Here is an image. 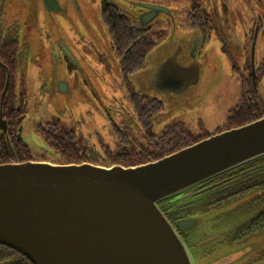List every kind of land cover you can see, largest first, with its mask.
Masks as SVG:
<instances>
[{
    "label": "water",
    "instance_id": "obj_1",
    "mask_svg": "<svg viewBox=\"0 0 264 264\" xmlns=\"http://www.w3.org/2000/svg\"><path fill=\"white\" fill-rule=\"evenodd\" d=\"M41 2L47 10L59 9L57 0ZM147 7L141 24L152 20L163 6ZM252 56L253 46L251 63ZM181 68L186 69L171 57L157 74L165 80ZM6 85L7 80L0 93L2 129ZM262 155L264 116L134 165L0 162V244L31 264H194L158 203ZM175 225L191 230L198 219H179ZM214 239L215 235H208L201 242ZM216 260L212 262L223 264L230 259Z\"/></svg>",
    "mask_w": 264,
    "mask_h": 264
},
{
    "label": "rangeland",
    "instance_id": "obj_2",
    "mask_svg": "<svg viewBox=\"0 0 264 264\" xmlns=\"http://www.w3.org/2000/svg\"><path fill=\"white\" fill-rule=\"evenodd\" d=\"M78 1L82 9L81 14L74 12L71 4L67 5V0H59L63 5H67V12L60 11L51 15H47L40 0H3L0 6V29L5 31L10 24L15 37L20 42H25L29 49L25 72L28 114L23 121L21 136L29 147L33 160L68 163L66 155L51 147L50 144H56L57 141L52 142L38 133L37 124L46 120L55 121L60 131L74 130L78 142L81 140L88 144H97L101 137L107 142L111 141L110 148L117 149L119 145L114 144V137L108 136L106 132L107 122L103 115V106L112 104L113 101L108 100L110 96H124L120 97L121 101L129 111L128 116L134 118L132 107L125 97L131 90L162 101L161 108L151 117L152 130L157 131L166 125L181 121L193 133L202 134L205 131L215 133V129L224 122L228 110L237 102L240 86L231 72L229 59L219 52L217 37L213 32L204 44L196 48L194 55L191 52L198 34L187 25L183 13L185 5L183 0L169 3V7L177 11L172 16L160 12L151 21L149 32L155 45L147 55L144 66L129 76V86L122 84L118 58L111 48L110 36L99 16L98 1ZM138 2L166 5L164 0ZM235 4L238 8L235 24L244 39L250 20L246 19L244 6L238 2ZM58 35L77 57L80 67L76 71H68L64 68L61 57L53 61L51 55L47 53L48 37L54 38ZM78 38L85 41L89 38L90 48H82ZM244 42L246 48L247 45L249 48V38ZM262 55L264 34L259 35L256 41L254 59L257 61ZM171 57L177 64L186 68L195 63L198 66L197 79L193 82L187 79L183 86H169L156 82V78L157 81L162 80V73H157L170 63ZM41 75L45 79H41ZM59 78L70 83L69 93H52L50 87H53L55 80ZM40 81L48 88L45 94L38 92ZM258 91L260 95H264V84L258 86ZM60 97L66 101V107L57 111L54 109L55 100ZM69 102H75L78 106L71 110L67 106ZM137 125L140 127L135 122L136 130ZM133 136L138 138V133ZM88 147L92 149L97 147L96 151L101 154L107 149L103 146L99 147V150L98 146ZM128 158L126 157V160ZM208 235L210 234L202 227L196 225L186 236L184 243L194 264H209L213 260L218 259L216 261L219 262L225 258L230 260L223 264H243L248 259L251 248H236L234 245L223 250L217 248L211 254L202 256L211 245V241L201 242ZM252 264H264V259Z\"/></svg>",
    "mask_w": 264,
    "mask_h": 264
},
{
    "label": "trees",
    "instance_id": "obj_3",
    "mask_svg": "<svg viewBox=\"0 0 264 264\" xmlns=\"http://www.w3.org/2000/svg\"><path fill=\"white\" fill-rule=\"evenodd\" d=\"M1 4L0 0V6ZM100 18L108 30L114 54L119 59L121 79L128 86L129 76L144 66L146 56L154 44L148 35L140 36L135 27L115 10L109 11L107 14L102 12ZM18 48L17 37L14 36L10 42L6 38L1 39L0 37V62L7 65L10 72L19 61ZM5 72L4 67L0 65V92ZM6 99L7 96L4 93L1 99L2 115L7 109ZM128 99L134 120L139 124L142 132L138 138L133 140V134L118 130V138L123 144L121 143L117 149L110 148L109 152L101 154L90 150L88 146L80 148L74 142L73 131H60L55 125L39 126L38 133L44 138L51 139L52 142L57 141L56 144L51 143V147L66 155L68 162L88 161L104 166L112 163L134 165L155 160L211 134L207 131L202 134L193 133L181 121L154 131L151 129L150 120L153 114L161 108L162 101L137 92H130ZM252 99L253 102H248L246 95L242 92L238 103L228 110L224 122L214 132L239 126L264 116V96L253 92ZM3 141L4 138L0 135V162L34 159L29 147L22 141L13 142L10 144V149H7ZM81 150L83 151L81 152ZM126 157H129V160H126ZM194 190L198 191L189 193ZM234 202L239 203L233 205ZM222 203L225 204L221 205ZM191 205L195 212L190 213V216L193 215L192 217L198 219V225L207 234L215 235L212 243L235 234L238 225H240L238 233L242 229L243 232L246 229L249 232V230L264 228V155L215 175L158 203L159 208L169 221L172 218L182 217L181 214ZM212 206L215 208L210 211L201 212L200 210V208ZM247 212L249 213L244 215L243 221L236 224V219L242 218L243 214ZM240 215L242 217H239ZM219 217L225 221H221ZM234 218L236 219L233 220ZM247 242L233 245L236 248L244 247ZM233 245L226 244L225 247L218 248L223 250L231 248L228 246ZM0 264L31 263L18 252L0 244Z\"/></svg>",
    "mask_w": 264,
    "mask_h": 264
},
{
    "label": "flooded vegetation",
    "instance_id": "obj_4",
    "mask_svg": "<svg viewBox=\"0 0 264 264\" xmlns=\"http://www.w3.org/2000/svg\"><path fill=\"white\" fill-rule=\"evenodd\" d=\"M3 2V0H1ZM41 1V0H40ZM59 3V9L56 11L52 10H46L48 13L47 15H51L53 13H57L60 11L67 12V5L70 3L72 9L77 14L82 13V9L79 5L78 0H67V5L62 4L57 0ZM92 1V0H91ZM99 5V16L101 17L102 12L103 14H107L109 11L115 10L118 14H120L125 20H128L132 26L135 27L137 32L142 36L143 34L148 35L153 44L155 45V42L153 38L151 37V34L149 32V27L151 24V21L156 17H154L149 22H146L144 24H141L142 21H144V13L148 11L147 4H151L149 2H138V0H97ZM166 2V5L159 4L160 6H163L160 8L157 12L167 14L169 16H172L175 11H173L169 7V3L172 1H178V0H164ZM185 2L183 13L185 15V20L187 22V25L196 30L197 34L196 38L198 39L197 46L200 44H204L209 36L212 34V32L216 35L217 41H218V49L219 52L224 55L226 58L230 61V67L232 74L235 75V78L240 86V93L238 100L240 98V94L244 92L246 95V98L248 102H253V92L259 93L258 86L261 84H264V55L260 57L257 61L254 59V51H255V44L259 37V35L264 34V0H183ZM236 2L240 3V5H243L245 8V14H247L246 19L250 20V26L248 28L247 33L245 34V37L243 39V34L240 32L235 24V18L237 17V11L238 8L236 6ZM42 3V2H41ZM158 4V3H157ZM154 4V5H157ZM155 12V11H154ZM177 12V11H176ZM175 12V13H176ZM157 13V14H158ZM104 26V25H103ZM106 28V26H104ZM12 26L10 27V24L8 28L4 31L1 30L0 37L1 39H7L9 42L11 39L14 38V32L12 30ZM107 30V28H106ZM108 32V30H107ZM109 34V33H108ZM249 38V48L244 41H247ZM17 41L19 42V48H18V54L19 61L16 63L15 68L10 72L7 68V65L0 62V65L4 67L6 70L4 74V80L2 84V89L5 84V81L7 80L6 85V93L7 99H6V112L4 115H2L1 112V118L4 119V129L0 127V135L4 138V145H6L7 149H10V144L16 141H22V131H23V121L27 117L28 111H27V79H26V69H27V60H28V46L25 42H20L17 38ZM89 38L85 41V39L78 38V42L84 49L90 48ZM194 42H196L194 40ZM48 51L49 56L51 55V59L53 61H56L58 58L61 57L63 60V65L65 66L68 71H76L79 69V61L77 57L74 55V52L72 51L71 47L62 40L59 35L53 37H48ZM111 43V38H110ZM112 45V44H111ZM152 46V48L154 47ZM253 46V56H252V63H251V49ZM112 48V47H111ZM151 48V49H152ZM113 50V49H112ZM246 50H248V54H246ZM196 51V50H195ZM114 52V51H113ZM195 52H193L194 55ZM244 55V57H243ZM119 64V59H118ZM253 70V71H252ZM120 74V73H119ZM198 76V66L193 65L189 68L184 69L181 68V71L179 69L172 70L169 73V77H167L165 80L157 81V78L155 79L156 82H160L162 84H166L169 86L174 85H184L185 81L187 79H191V81H195ZM121 77V76H120ZM40 78L45 79L42 75ZM40 79V80H41ZM122 80V79H121ZM130 83V82H128ZM70 83L66 81L63 78H59L55 80V84L53 87H50V90L52 93H59V94H67L70 91ZM122 84L125 85L122 81ZM129 86V84H128ZM1 89V91H2ZM48 91V88L46 84H44L42 81H40V87H38V92H43L44 94ZM92 92L89 91V94ZM130 92H135L131 90ZM129 92V94H130ZM251 92V93H250ZM1 93V92H0ZM138 93V92H137ZM125 95L128 99V95ZM142 94V93H140ZM146 95V94H144ZM3 96V95H2ZM264 96V95H261ZM103 98V95L101 96ZM124 97V96H120ZM120 97L116 96H110L108 98L109 101H113L112 104H104V118L107 122V134L108 136H113L115 139V145H120L122 142L118 138V132H129L130 134H136L138 133V136L141 135V127H138L137 130L134 128V123L136 122L132 116L129 115L128 109L124 106L123 102L121 101ZM251 97V99H250ZM235 103V105L238 103ZM104 100L102 99V104ZM234 105V106H235ZM70 109L78 106L75 102H69L68 105ZM64 107H66V101L60 97L56 98L54 109L57 111H61ZM54 117V116H53ZM133 118V120H132ZM41 125L46 126H52L56 125V128L59 130L56 122L52 121H43L39 122L37 124V127ZM106 127V124L104 125ZM119 130V131H118ZM61 131H73L74 134L75 131L72 129L68 130H61ZM127 135V134H126ZM133 140L135 139V136H133ZM77 136L74 139V142L77 145H83V146H98L99 147H107L105 149V152H109L110 150V142H107L104 140V138L99 137L97 144H88L85 141L78 142ZM111 140V137H110ZM24 143V142H23ZM117 143V144H116ZM26 144V143H25ZM123 144V143H122ZM92 149V148H90ZM92 150H97V147L93 148ZM83 150H81L82 152ZM90 151V150H89ZM8 158V157H7ZM205 181V180H204ZM203 182V181H202ZM201 183V182H200ZM199 184V183H198ZM198 190H194L189 192L190 194L196 193ZM239 202L232 203L233 205L238 204ZM225 203H222L221 205H224ZM215 208L207 207V208H200L201 212H207L211 209ZM218 208V207H216ZM194 207L188 206V209L181 214L182 217L179 218H172L170 219V223L174 226V228L177 230L178 234L182 237L183 241L186 242V236H188L189 230H179L175 223L179 219L189 218L190 213L195 212L193 210ZM188 214H187V213ZM247 213L240 215L239 219H236V224L239 223V221H243L244 215L246 216ZM221 217H219L220 219ZM221 221H225L223 219H220ZM232 220V221H233ZM240 225H238L235 229L236 233L232 234L229 237H224L223 240H217L212 243L209 246L208 250L203 252V256H206V254H211L214 252L215 249L218 247H225L226 244L233 245V244H240L247 242L244 247H250L251 252L248 255V259L243 264H252L253 262H257L261 259H264V228H258L256 230H248L246 229L245 232L242 229L239 233Z\"/></svg>",
    "mask_w": 264,
    "mask_h": 264
}]
</instances>
